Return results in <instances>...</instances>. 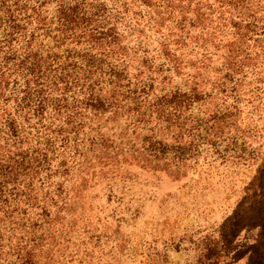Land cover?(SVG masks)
I'll return each mask as SVG.
<instances>
[{
    "label": "rangeland",
    "instance_id": "374dc122",
    "mask_svg": "<svg viewBox=\"0 0 264 264\" xmlns=\"http://www.w3.org/2000/svg\"><path fill=\"white\" fill-rule=\"evenodd\" d=\"M15 161L0 264H264V0H0Z\"/></svg>",
    "mask_w": 264,
    "mask_h": 264
},
{
    "label": "trees",
    "instance_id": "16d2710c",
    "mask_svg": "<svg viewBox=\"0 0 264 264\" xmlns=\"http://www.w3.org/2000/svg\"><path fill=\"white\" fill-rule=\"evenodd\" d=\"M32 67H27L26 70L30 75H33V80L35 82L36 85H42L43 81L41 79V74L43 71H41L40 66L32 64ZM71 76L68 74H65L63 77H57V80L60 81V83L67 85L69 82H73L75 79L73 78L71 81ZM52 85H54V82H51ZM28 88L25 89L24 93L25 95L22 98V102L24 103L25 107H30V108H34L35 110H42V108L44 107V103L46 102L45 98L42 96V91L41 90H32ZM33 91V92H32ZM98 104H100V101H98ZM35 164H38L39 166V161L34 160ZM22 168V164L19 162H14V164H12V166H10L8 169L9 171H7V169L5 170L6 173L1 174L0 173V197L3 194V192L5 191V185L7 183H9V181H7V178L10 177L11 174H15L18 175L21 173V169ZM25 168H23L24 170Z\"/></svg>",
    "mask_w": 264,
    "mask_h": 264
}]
</instances>
